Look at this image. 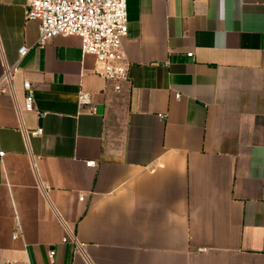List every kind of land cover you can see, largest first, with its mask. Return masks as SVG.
Returning a JSON list of instances; mask_svg holds the SVG:
<instances>
[{"label":"crops","instance_id":"0c3cea01","mask_svg":"<svg viewBox=\"0 0 264 264\" xmlns=\"http://www.w3.org/2000/svg\"><path fill=\"white\" fill-rule=\"evenodd\" d=\"M126 1L116 92L0 0V264H264V0Z\"/></svg>","mask_w":264,"mask_h":264},{"label":"built area","instance_id":"2783aa9c","mask_svg":"<svg viewBox=\"0 0 264 264\" xmlns=\"http://www.w3.org/2000/svg\"><path fill=\"white\" fill-rule=\"evenodd\" d=\"M26 19L39 22L37 43L40 46L58 35L79 36L83 52L94 55L102 64L100 73L112 84L116 92L122 91L123 83L129 80L127 55L123 46V40L128 34L126 0H27ZM28 50L27 45L20 47V59ZM188 55L192 56L193 52ZM16 69V65L6 67L0 84L3 81H11ZM24 87L27 90L25 106L31 110L34 108V95L30 81H25ZM6 89L0 87V90ZM81 99L84 102L87 96L82 94ZM42 133V128L31 131L32 135ZM0 155H4V152L0 151ZM80 199H84V196ZM77 244L78 250L83 251L85 244ZM55 252V249H51L49 256L53 258Z\"/></svg>","mask_w":264,"mask_h":264}]
</instances>
